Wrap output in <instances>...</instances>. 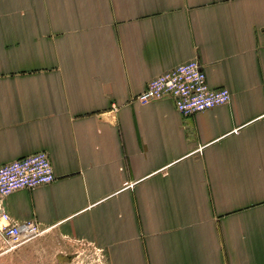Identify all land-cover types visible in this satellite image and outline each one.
Wrapping results in <instances>:
<instances>
[{"label":"crops","instance_id":"0c3cea01","mask_svg":"<svg viewBox=\"0 0 264 264\" xmlns=\"http://www.w3.org/2000/svg\"><path fill=\"white\" fill-rule=\"evenodd\" d=\"M192 60L228 104L135 101ZM39 152L13 223L104 264H264V0H0V166Z\"/></svg>","mask_w":264,"mask_h":264},{"label":"built area","instance_id":"2783aa9c","mask_svg":"<svg viewBox=\"0 0 264 264\" xmlns=\"http://www.w3.org/2000/svg\"><path fill=\"white\" fill-rule=\"evenodd\" d=\"M164 97H170L176 110L183 117H189L228 104L231 95L224 88H209L200 64L192 60L151 80L146 89L135 97V101L140 105H146ZM111 109L115 112L117 107L112 105ZM54 180L50 161L44 152L0 166V239L4 252L9 253L18 249L43 236L46 231L33 220L11 222L1 205V199L18 190H32L49 185Z\"/></svg>","mask_w":264,"mask_h":264},{"label":"rangeland","instance_id":"374dc122","mask_svg":"<svg viewBox=\"0 0 264 264\" xmlns=\"http://www.w3.org/2000/svg\"><path fill=\"white\" fill-rule=\"evenodd\" d=\"M100 256L93 247L66 240L55 232L9 253L4 252L0 239V264H104Z\"/></svg>","mask_w":264,"mask_h":264},{"label":"trees","instance_id":"16d2710c","mask_svg":"<svg viewBox=\"0 0 264 264\" xmlns=\"http://www.w3.org/2000/svg\"><path fill=\"white\" fill-rule=\"evenodd\" d=\"M61 258V257H60Z\"/></svg>","mask_w":264,"mask_h":264}]
</instances>
